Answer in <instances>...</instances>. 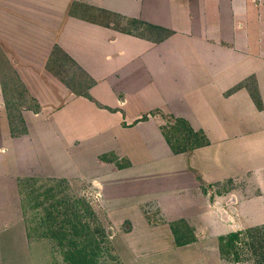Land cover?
<instances>
[{
  "label": "crops",
  "instance_id": "crops-1",
  "mask_svg": "<svg viewBox=\"0 0 264 264\" xmlns=\"http://www.w3.org/2000/svg\"><path fill=\"white\" fill-rule=\"evenodd\" d=\"M73 6L70 0H2L0 27L5 37L1 40L8 42L22 64L14 68L18 81L44 111L53 110L49 99L54 94L42 74L63 96L61 113L52 114L53 118L69 108L75 120L95 117L99 135L118 139L115 130L121 133L122 155L132 168L105 170L101 180L123 173V183L133 186V199L123 205L125 214H136L128 216L131 233L123 238L133 258L131 264H137L139 257L167 255L191 246L190 240L181 237L186 245L177 244L171 223L151 225L137 213L139 205L153 201L152 192L161 203V197H156L159 186L142 183L138 187L129 181L137 167L143 169L135 178L157 175V170L171 172L162 186L170 187L169 196L190 187L201 190L197 171L208 184L219 183V187L231 179L235 193L238 177L245 174L249 190L259 191V196L248 201L264 199V0H101L98 8L88 7L104 18L119 15L164 31L157 36L155 31L144 33L145 37L122 28L116 32L111 21L84 19ZM165 32L171 34L159 39ZM55 50L58 55L54 57ZM52 63L61 79L62 75L78 77L75 68L82 71L88 89L73 91L51 73ZM251 78L262 100L260 109L246 88L226 97L234 86ZM86 111L92 117H86ZM168 119L185 121L195 133L204 134L208 145L189 156L175 152L164 135L163 127L172 125L166 124ZM161 160L164 168L156 169L155 162ZM221 197L216 195V203L223 204ZM216 203V210L209 202L205 208L197 207L195 216L185 222L208 225L207 215L214 214L223 221L230 217L233 223L234 215Z\"/></svg>",
  "mask_w": 264,
  "mask_h": 264
},
{
  "label": "rangeland",
  "instance_id": "rangeland-1",
  "mask_svg": "<svg viewBox=\"0 0 264 264\" xmlns=\"http://www.w3.org/2000/svg\"><path fill=\"white\" fill-rule=\"evenodd\" d=\"M70 1H74L73 7L79 5L80 9L77 10L80 13L83 10L88 12L85 17L91 19L94 16L102 23L111 21L116 32L127 28L135 35L143 31L150 33L146 32L150 30L148 27L136 30L131 18L119 15L97 17L99 15L89 8H98L101 0ZM2 31L0 27V264H131L133 258L123 238L131 233L128 216L136 214H125L123 205L130 204L129 199H133V186L123 183L122 178L125 177L122 172L108 181L101 180L105 170L107 173L111 169L132 168L129 160L122 155L124 151L119 142L121 133L115 130L119 140L112 135H99L96 132L97 120L90 118L92 112L88 111L85 113L90 118L88 121L75 120L69 108L59 118H53L52 114L61 113L64 98L42 74L41 79L54 94L49 99L53 110L44 111V107L18 81L14 68L22 64L14 56L8 42L1 40L5 37ZM154 35L159 34L155 32ZM53 55H58L56 50ZM55 65L50 64L51 73L73 91L79 93L88 89L89 84L82 71L75 68L78 77L74 75L70 79L62 75L61 79ZM245 88L251 97V92L256 93L262 107L258 88L254 87L252 79L234 86L231 91L235 90L226 93V97ZM38 106L40 110H36ZM79 113L82 116V112ZM167 123L172 125L163 127L164 135L172 150L187 149L182 153L189 156L194 151L189 149L199 140L190 137L187 127L174 120L168 119ZM78 124L80 127L75 126ZM164 160L155 162L156 169L164 168ZM134 161L137 163L140 160L137 158ZM140 169L143 167L132 171L129 175L132 180L129 181L138 187L143 186L142 183L159 186L157 193L160 194L156 197H161L158 200L161 203L154 200L155 194L152 192L153 201L139 205L137 213L143 215L151 225L171 223L177 238L190 240L191 246L168 252L167 255L139 257L137 264H255L246 261L249 256L243 239L237 243L238 249L247 253L241 262H235L234 256L220 249L221 238L227 239L233 233L264 227V199L254 203L248 201L253 196H259L258 190H249L248 176L244 174L238 177L236 193L231 192L229 197L223 193L220 195L225 209L229 211L230 206H226V203L232 195L237 194V204L233 208H236L239 218L234 216L232 223L230 217L223 221L212 214L207 215L210 224L196 223L191 227L184 219L194 217L197 207L205 208L209 202V206L216 210L214 204L217 198L211 200L212 192L205 187L201 190L190 187L187 192L178 191L176 195L169 196L172 191L170 187L162 186L168 183L167 179L170 180L171 172L169 174L164 170L160 173L157 170V175L143 177L140 173L139 178H135L142 172ZM163 193L167 197L162 198ZM237 223L239 228L236 227Z\"/></svg>",
  "mask_w": 264,
  "mask_h": 264
},
{
  "label": "trees",
  "instance_id": "trees-1",
  "mask_svg": "<svg viewBox=\"0 0 264 264\" xmlns=\"http://www.w3.org/2000/svg\"><path fill=\"white\" fill-rule=\"evenodd\" d=\"M76 5H77V3H76ZM79 12H80V10H79ZM82 14L83 15H81V16L84 17V19L90 20L91 22H95V23L96 22H101V21L95 19V17L92 16V15H91L92 16L91 19L89 17H85L88 14L87 11L83 10ZM97 17L100 18V16H97ZM131 22H132V24L134 26H136V30H139L140 27H143V28L148 27L150 30H146V32L150 31V33H151L152 31H155V32H157L159 34L160 31H163L160 28H157V27L155 28V27H153L151 25H148V24L136 21V20H132ZM107 25L109 26L110 24L108 23ZM122 29L124 30V32H126L128 34L135 35L131 31V29H126V28H122ZM160 33H162V32H160ZM143 34H144V31L141 32V34H136V36L145 37V36H143ZM145 34H147V33H145ZM170 34L171 33L167 32L165 35L161 36L159 39L163 40L164 38H166ZM161 40H159V41H161ZM234 90H232V91H234ZM251 94H252V98L254 99V101H256V104L258 105V107L261 108V103H260L259 98L257 99L256 93L255 92H251ZM82 96L94 101L98 106L102 107V105H100L98 102H96L91 96H89L87 94H83ZM40 108L41 107L38 106V108H36V110H40ZM142 119L144 121L147 120V116L143 117ZM176 122L179 125H183L185 128L187 127L186 129L188 130V133H189L190 137H192L194 139L197 138L199 140L197 142V144L192 145V147L189 149V151H193V150H195V149H197L199 147L208 145V141L206 140L205 136H203L202 133H195L193 130H191V128L187 125V123L185 121L181 120V119L180 120L179 119L175 120V123ZM167 141H168V139H167ZM186 150L187 149H184L181 152H186ZM174 151L175 152H180L179 150H174ZM194 173H195V176H196L197 180L201 183V185L203 187H205V189L208 192L209 191L212 192L211 197H210L211 200H213L216 197V195H218V194L221 195L222 193H224L225 195H229V193L232 190V187H231L232 180L231 179L228 180V182H226L222 187H219L221 184H219V183L208 184L203 179L201 174H199L197 171H194ZM242 239L244 241L243 243L246 244V246H247L245 251L248 253L249 258H251V261H250L249 258L246 261H248L249 263L252 262V263H255V264H264V227H262V228H252V229H247V230H245L243 232L240 231V232H237V233H233L227 239L221 238L220 249L224 250L226 254H231L232 256H234L235 262H241L242 261V257L247 254L245 251H242V250L238 249V247H237V243H240V240H242ZM176 242H177V244L179 246L186 245L180 239H178L177 236H176Z\"/></svg>",
  "mask_w": 264,
  "mask_h": 264
},
{
  "label": "water",
  "instance_id": "water-1",
  "mask_svg": "<svg viewBox=\"0 0 264 264\" xmlns=\"http://www.w3.org/2000/svg\"><path fill=\"white\" fill-rule=\"evenodd\" d=\"M235 203H236V197H235V195H232V196L230 197V199L227 201L226 206H230V208H229L230 213H231L232 215L236 216V219H237V218H238L237 215H236L237 212H236L235 208H233V205H234ZM216 204L219 205L220 207L225 206L224 204H222V203H220V202H218V203H216ZM236 227L239 228V223L236 224Z\"/></svg>",
  "mask_w": 264,
  "mask_h": 264
}]
</instances>
